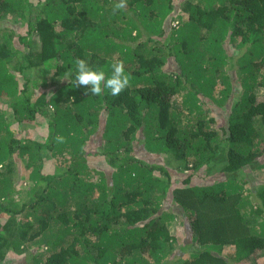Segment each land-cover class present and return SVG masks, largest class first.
<instances>
[{
	"label": "trees",
	"instance_id": "16d2710c",
	"mask_svg": "<svg viewBox=\"0 0 264 264\" xmlns=\"http://www.w3.org/2000/svg\"><path fill=\"white\" fill-rule=\"evenodd\" d=\"M117 2L0 0V264L32 245L26 264L259 256L264 185L254 194L242 180L264 168V0H127L114 12ZM11 17L27 29L14 30ZM76 58L106 76L123 61L129 86L92 95L75 86ZM40 66L42 84L19 78ZM39 117L49 121L46 139L19 138L20 124ZM90 139L101 151L87 149ZM142 149L170 154L181 175L191 173L173 178L138 157ZM100 153L110 169L89 165ZM49 157L64 171L45 172ZM21 162L30 169L22 203L13 179ZM178 216L189 237L180 248Z\"/></svg>",
	"mask_w": 264,
	"mask_h": 264
},
{
	"label": "rangeland",
	"instance_id": "374dc122",
	"mask_svg": "<svg viewBox=\"0 0 264 264\" xmlns=\"http://www.w3.org/2000/svg\"><path fill=\"white\" fill-rule=\"evenodd\" d=\"M176 1L178 2V0ZM17 20H18L17 18H13V17L9 18V22H10L9 26L14 27L15 28L14 30H17L19 32H23L25 29H27V24L25 22H21V21L18 22ZM177 23L178 21L174 22V24H177ZM20 60L21 58H17L16 63L17 61L20 62ZM41 68L43 67L40 66V68H30V69L26 68L23 71V73H18V76L22 81H24L25 75L28 74V76H30L32 80H35L39 82L40 84H42V80L48 77V72ZM46 88L48 87L46 86ZM44 90L45 88L40 85V88L38 89V94H40ZM49 91L50 89L48 90V92ZM237 97L239 98V96ZM0 104H2V100H0ZM210 115L215 116V118L217 119L216 124L212 125L213 128L221 127L224 124L222 116H220L218 113L210 112ZM48 122H49L48 119L41 118V117H39L34 122H22L19 126V129H20L19 138H25V136H27V137H36V138H39L40 140H45L47 137V133L49 131ZM89 148L96 150V151L97 150L101 151L102 149L101 141L98 142L97 139L96 140L90 139L87 149ZM149 153L150 152H148L147 150L142 149V153H139L138 157H140L146 162H150L151 164H156L159 166L164 165L168 167L173 175V178L177 176L183 178V176L191 173V171H184L183 175H181L180 172H178L175 167L176 161L172 159L170 154L159 155V154L151 153L150 155H148ZM87 159H88L89 165L95 171L105 170L106 168L110 169V165L108 164L105 155L101 153L96 156L89 155ZM58 163H59L58 159L56 158H50V157L47 158L45 160V165H44L45 172L49 174L56 173L58 171ZM63 171L64 170H60L58 172H63ZM29 173H30V169L25 167L24 162L17 163V165L15 166V172H14L13 179H14V183L16 186V191H15L14 196L16 200L21 199V203L24 202L25 200H28V197H29L27 194L28 189L30 188V183H28ZM95 176L98 177L99 176L98 173H95ZM210 181L211 180H206V182H210ZM242 181L245 182L246 188L252 187V192L254 194H257L258 190L261 189V186L264 185V168L254 169L251 172V175H249L247 178L243 179ZM253 198L254 196L251 195V199ZM262 218H263L262 216H258L257 220L260 221L262 220ZM172 234L176 237L175 239L176 248H180L182 245L188 244L189 237L187 235V226L185 225V221L183 223V219L181 216H178V218L176 219V223L174 227L172 228ZM25 245L27 246V243H25ZM33 247L34 245L31 246L30 248L31 251L26 250V251H23L22 253H18L14 250H10L8 253V261L6 264H26L24 259L33 263L34 257H32V253H31ZM193 249L198 250L200 249V247L199 245H196L195 247H193ZM42 252L43 253L45 252V247L43 248ZM185 258H187V256ZM258 263L264 264V253H260L259 256L257 257L252 256L251 258L246 259L244 260V262L239 263V264H258Z\"/></svg>",
	"mask_w": 264,
	"mask_h": 264
},
{
	"label": "clouds",
	"instance_id": "9594fccd",
	"mask_svg": "<svg viewBox=\"0 0 264 264\" xmlns=\"http://www.w3.org/2000/svg\"><path fill=\"white\" fill-rule=\"evenodd\" d=\"M126 7L127 0H118L113 5V11L126 9ZM74 63L76 66L75 86L86 87L94 96L101 95L105 89L110 90L112 96H118L130 84V78L125 73L123 61H116L111 65L112 72L110 76H106L104 70L93 69L85 59L76 58ZM56 140L60 143L64 142L62 136H57Z\"/></svg>",
	"mask_w": 264,
	"mask_h": 264
}]
</instances>
